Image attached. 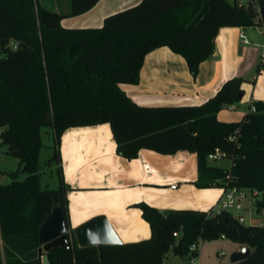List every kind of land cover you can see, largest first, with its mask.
<instances>
[{
    "label": "trees",
    "instance_id": "obj_1",
    "mask_svg": "<svg viewBox=\"0 0 264 264\" xmlns=\"http://www.w3.org/2000/svg\"><path fill=\"white\" fill-rule=\"evenodd\" d=\"M99 0H69L62 14L41 6L39 0H0V48L10 41L18 49L0 58V126L2 143L20 159L12 180L0 182V264H42L39 232L56 207L70 224L68 194L60 144L72 126L110 123L118 154L135 159L142 149L160 154L189 150L197 154V187L239 186L257 190V212L264 209V101L253 102L239 122L218 117L226 106L240 103L243 79L228 80L215 97L197 105L137 104L122 89L139 84L146 56L162 46L185 57L197 78L202 62L215 50L221 26H264V0H140L111 14L102 27L65 28L68 15L86 13ZM4 49V48H3ZM6 49V48H5ZM50 125L55 134L52 161L59 185L44 186L39 170L41 134ZM221 149L231 168L216 166L209 155ZM20 170L27 173L20 179ZM7 173L0 168V176ZM152 235L122 245L55 248L51 264H164L172 250L189 256L199 240L221 236L252 249L238 263L264 264V224H244L223 211L208 215L195 209H164L139 202ZM174 233L178 235L175 236Z\"/></svg>",
    "mask_w": 264,
    "mask_h": 264
},
{
    "label": "crops",
    "instance_id": "obj_2",
    "mask_svg": "<svg viewBox=\"0 0 264 264\" xmlns=\"http://www.w3.org/2000/svg\"><path fill=\"white\" fill-rule=\"evenodd\" d=\"M39 2L41 6L62 14L71 10L69 0ZM139 2L99 0L86 13L66 16L61 24L67 29L102 27L107 16ZM228 3L230 7L234 5L233 0ZM241 32L251 40L250 44L243 42ZM263 42L262 25L244 28L226 24L220 27L214 54L201 63L197 78L190 73L185 57L162 46L145 57L140 83H124L121 87L141 106L197 105L215 97L228 80L239 77L243 79L244 97L240 103H234L236 108L233 110L226 106L218 114L221 121L239 122L255 100L264 101V67L258 46ZM116 146L108 122L72 126L65 130L60 151L64 179L72 188L68 194L71 228L103 214L127 243L144 240L152 234L150 223L144 220L137 206L139 202L160 210L208 211L217 206L222 187L195 185L198 178L196 153L180 150L175 154H160L144 148L137 158L127 159L118 154ZM173 185L177 188H171ZM230 242L231 255L242 246ZM199 260L201 264V257Z\"/></svg>",
    "mask_w": 264,
    "mask_h": 264
},
{
    "label": "rangeland",
    "instance_id": "obj_3",
    "mask_svg": "<svg viewBox=\"0 0 264 264\" xmlns=\"http://www.w3.org/2000/svg\"><path fill=\"white\" fill-rule=\"evenodd\" d=\"M230 2L231 0H226ZM248 3L249 0H243ZM260 27V26H259ZM41 134V148H40V174L42 184L49 188L54 189L59 185L57 165L53 158L55 134L50 125H45L40 130ZM214 165L223 166L225 168L231 167V159L224 157L217 159L216 161H211ZM20 167V159L9 153V146L1 143L0 144V168L7 173L0 176L1 183H8L12 180L11 176L8 174L12 171H17ZM27 173L20 170V179H24ZM255 210V209H253ZM256 211V210H255ZM247 224L255 225L264 223V215H260L255 212V216L251 217L246 214ZM152 235V234H151ZM150 235V236H151ZM149 236V237H150ZM231 242L224 238H219V240L202 242L199 251L201 250V264H223L231 260L230 250ZM223 252L225 254H223ZM188 256H178L170 250L164 260V264H188ZM199 257V256H198ZM199 257V259H200ZM200 263V260H199Z\"/></svg>",
    "mask_w": 264,
    "mask_h": 264
},
{
    "label": "water",
    "instance_id": "obj_4",
    "mask_svg": "<svg viewBox=\"0 0 264 264\" xmlns=\"http://www.w3.org/2000/svg\"><path fill=\"white\" fill-rule=\"evenodd\" d=\"M244 92L240 94V99ZM73 238L80 247H92L98 245H122L124 241L118 235L115 227L106 215H96L71 228L66 222L61 207H56L53 213L44 221L39 232V257L42 264H51L48 253L55 248L62 247L72 249ZM252 249L249 246H242L233 252L231 263H238L250 257Z\"/></svg>",
    "mask_w": 264,
    "mask_h": 264
},
{
    "label": "built area",
    "instance_id": "obj_5",
    "mask_svg": "<svg viewBox=\"0 0 264 264\" xmlns=\"http://www.w3.org/2000/svg\"><path fill=\"white\" fill-rule=\"evenodd\" d=\"M243 0H241L240 4H244ZM240 38L243 39V42L246 44H250L251 40H249L248 37H246L244 32L240 33ZM20 46L19 41L14 40L10 41L8 45L2 46L0 48V58L4 57L6 55V50H14L18 49ZM258 46L261 48V63L264 67V42L258 44ZM4 48V49H3ZM6 48V49H5ZM236 108V104L230 105L229 109L233 110ZM250 110H255V106L252 105ZM3 130V127L0 126V134ZM2 143V137L0 135V144ZM226 157V153L222 151L221 149H217L215 153H212L209 155L210 161H216L217 159H221ZM231 166H232V159H231ZM231 168V167H230ZM171 188L176 189L177 185H173ZM223 191L221 196L218 199V204L215 208L208 210V215H217L218 213H221L223 211L229 212L233 214L235 218L240 220V222L247 224V218L246 214H248L251 217L255 216V212H257V198L260 196V193L257 190L251 191L249 189L239 187V186H223ZM255 209V210H253ZM260 215H264V209L260 213ZM264 224V223H261ZM175 236H177V233H174ZM221 238H224V236H221ZM203 240H199L192 244L190 247V255L187 257L189 259L188 264H199V249L201 246V243Z\"/></svg>",
    "mask_w": 264,
    "mask_h": 264
}]
</instances>
